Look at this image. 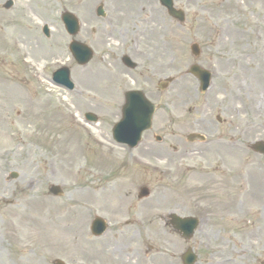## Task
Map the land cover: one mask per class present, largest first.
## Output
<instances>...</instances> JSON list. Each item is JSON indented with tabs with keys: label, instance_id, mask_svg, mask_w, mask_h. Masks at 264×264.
Returning <instances> with one entry per match:
<instances>
[{
	"label": "rangeland",
	"instance_id": "rangeland-1",
	"mask_svg": "<svg viewBox=\"0 0 264 264\" xmlns=\"http://www.w3.org/2000/svg\"><path fill=\"white\" fill-rule=\"evenodd\" d=\"M7 1L0 0L1 263L28 256V264H181L191 247L197 264H264V157L250 149L264 141V0H173L183 22L157 0H12L5 10ZM64 11L81 25L73 39ZM71 39L93 50L86 66L73 60ZM123 54L140 68H125ZM193 64L212 74L205 94L188 74ZM61 67L74 92L50 83ZM91 72L100 76L95 86ZM167 78L173 82L159 90ZM136 89L158 109L131 151L113 142L111 129L125 92ZM87 113L98 121L85 123ZM192 133L205 142L188 143ZM53 185L60 197L48 195ZM142 187L150 195L139 200ZM171 213L200 218L201 229L183 240L165 222ZM95 216L108 224L100 238L89 230ZM127 251L134 257L124 263Z\"/></svg>",
	"mask_w": 264,
	"mask_h": 264
},
{
	"label": "water",
	"instance_id": "water-1",
	"mask_svg": "<svg viewBox=\"0 0 264 264\" xmlns=\"http://www.w3.org/2000/svg\"><path fill=\"white\" fill-rule=\"evenodd\" d=\"M161 4L167 9L169 15L182 21L183 15L173 9L172 0H160ZM98 14L102 15L101 8L98 9ZM63 22L66 25V28L70 34H75L77 32V21L75 18L69 14H64L62 18ZM47 35V29L44 30ZM71 51L74 55V58L78 63L83 64L90 59L91 53L84 46L72 43ZM194 55H197L198 51L195 46L192 47ZM191 72L197 76L201 82V90L203 91L209 82V74L198 67H193ZM55 78L59 81L63 80L64 82L68 81V72L67 70H59L55 74ZM155 107L151 105L141 93L134 92L126 95V104L122 110L123 118L122 120L114 127L113 129V138L118 143H137L140 139V135L143 130H146L150 127L151 116L154 112ZM194 139H201L199 136H189L188 140L193 141ZM252 148L260 153H264V144L256 143ZM53 191V190H52ZM54 195L60 194L59 190H55ZM176 222L179 226V229L183 232V235L186 238H189L195 228V221L191 220H181L176 218ZM97 226L98 229H101L98 234L102 232L103 225L100 220H96L94 223V228ZM184 226V227H183ZM93 228V229H94ZM185 264H192L194 261L193 257L188 255L184 256Z\"/></svg>",
	"mask_w": 264,
	"mask_h": 264
},
{
	"label": "bare ground",
	"instance_id": "bare-ground-1",
	"mask_svg": "<svg viewBox=\"0 0 264 264\" xmlns=\"http://www.w3.org/2000/svg\"><path fill=\"white\" fill-rule=\"evenodd\" d=\"M148 15H149V17H150V19H152V17H151V13H148ZM147 18H145V20H146ZM150 23H152V22H150ZM150 31V30H149ZM103 69L106 71V68H105V66H103ZM89 76L87 77V79H88V81H87V83L90 85V86H95L98 82H99V74H95L94 72H91V73H89L88 74ZM94 76V77H93ZM93 77V78H92ZM129 248H131V247H129ZM129 250V249H128ZM134 256H133V253H128V251H127V253L125 254V259H126V262L125 261H123L124 263H128V261L130 260V259H132ZM118 260V259H117ZM121 260H123V258H121ZM35 264H40V262H35Z\"/></svg>",
	"mask_w": 264,
	"mask_h": 264
}]
</instances>
